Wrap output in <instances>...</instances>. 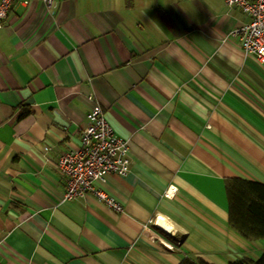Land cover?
Returning <instances> with one entry per match:
<instances>
[{
    "label": "crops",
    "instance_id": "0c3cea01",
    "mask_svg": "<svg viewBox=\"0 0 264 264\" xmlns=\"http://www.w3.org/2000/svg\"><path fill=\"white\" fill-rule=\"evenodd\" d=\"M224 0H14L0 28V263L258 259L226 182L264 184V64ZM98 103L129 171L63 199L58 157ZM163 223V224H162ZM166 243L175 247L170 249Z\"/></svg>",
    "mask_w": 264,
    "mask_h": 264
},
{
    "label": "built area",
    "instance_id": "2783aa9c",
    "mask_svg": "<svg viewBox=\"0 0 264 264\" xmlns=\"http://www.w3.org/2000/svg\"><path fill=\"white\" fill-rule=\"evenodd\" d=\"M50 6L53 0H43ZM228 7H237L249 21L232 31L239 38L244 55H253L264 64V0H224ZM14 0H0V28ZM129 152L126 140L117 137L108 124L98 103L86 113V125L80 132L79 148L69 149L57 159L64 176L63 199L71 200L93 194L114 211H122L121 204L95 187L107 173L125 175L129 171ZM170 249L175 246L166 243ZM2 264V263H0Z\"/></svg>",
    "mask_w": 264,
    "mask_h": 264
},
{
    "label": "trees",
    "instance_id": "16d2710c",
    "mask_svg": "<svg viewBox=\"0 0 264 264\" xmlns=\"http://www.w3.org/2000/svg\"><path fill=\"white\" fill-rule=\"evenodd\" d=\"M228 215L230 226L250 241L264 238V184L232 178L226 182ZM179 264H209L201 259L185 257ZM229 264H264V250L261 256L252 260L239 258Z\"/></svg>",
    "mask_w": 264,
    "mask_h": 264
},
{
    "label": "bare ground",
    "instance_id": "6f19581e",
    "mask_svg": "<svg viewBox=\"0 0 264 264\" xmlns=\"http://www.w3.org/2000/svg\"><path fill=\"white\" fill-rule=\"evenodd\" d=\"M12 5V4H11ZM11 7V6H10ZM10 9V8H9ZM163 224V223H162Z\"/></svg>",
    "mask_w": 264,
    "mask_h": 264
}]
</instances>
